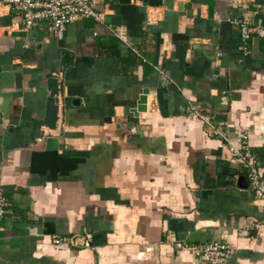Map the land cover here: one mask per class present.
Here are the masks:
<instances>
[{"label":"crops","instance_id":"obj_1","mask_svg":"<svg viewBox=\"0 0 264 264\" xmlns=\"http://www.w3.org/2000/svg\"><path fill=\"white\" fill-rule=\"evenodd\" d=\"M97 10L56 41L0 0V264H203L214 242L264 264V201L228 149L245 133L264 179V39L229 23L264 28V0Z\"/></svg>","mask_w":264,"mask_h":264},{"label":"built area","instance_id":"obj_2","mask_svg":"<svg viewBox=\"0 0 264 264\" xmlns=\"http://www.w3.org/2000/svg\"><path fill=\"white\" fill-rule=\"evenodd\" d=\"M98 0H6L10 10L20 19L25 30H31L40 23H45L47 31L56 40L64 39L67 25L76 19H91L96 23L103 22V14L97 10ZM229 23L239 29L242 41H248L257 36L264 39V28L250 24L246 19L232 17ZM245 50V48H243ZM196 120L208 123L204 117L194 115ZM214 134L221 138L222 131L214 129ZM240 149L229 147V151L234 153L242 162L243 167L248 172L249 188L255 197L264 201V179L261 177L256 157L251 153L247 143L246 134L240 135ZM225 146L220 143L218 148ZM10 207V203L0 191V222L4 218ZM52 244L58 247L74 245L70 238H52ZM195 256L203 264H227L233 254L230 245L221 242H214L203 245L195 251Z\"/></svg>","mask_w":264,"mask_h":264}]
</instances>
